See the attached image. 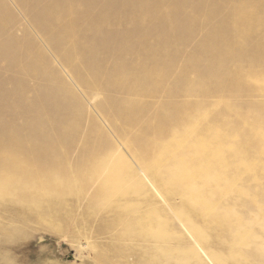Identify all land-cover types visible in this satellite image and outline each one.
<instances>
[{"label": "rangeland", "instance_id": "1", "mask_svg": "<svg viewBox=\"0 0 264 264\" xmlns=\"http://www.w3.org/2000/svg\"><path fill=\"white\" fill-rule=\"evenodd\" d=\"M259 74L264 0H0V264H264Z\"/></svg>", "mask_w": 264, "mask_h": 264}, {"label": "bare ground", "instance_id": "2", "mask_svg": "<svg viewBox=\"0 0 264 264\" xmlns=\"http://www.w3.org/2000/svg\"><path fill=\"white\" fill-rule=\"evenodd\" d=\"M2 42V41H1ZM5 43V42H4ZM12 47V46H11ZM9 48V47H8ZM11 49V48H10ZM12 50V49H11ZM6 52H8V51H6ZM245 80H247V81H249V80H251L250 78H245ZM259 84H260V86H264V74H259L258 76H256V79H255ZM224 116V115H223ZM228 119V118H227ZM264 119V118H263ZM235 120V119H234ZM225 121H226V119H225ZM243 121H246V119L245 120H243ZM229 122V121H228ZM227 122V123H228ZM235 122H237V121H235ZM239 122V121H238ZM211 122H209V124H210ZM217 123V122H216ZM226 123V122H225ZM244 123V122H243ZM249 123H250V121H249ZM234 123H232V125H233ZM212 125H213V123H212ZM211 125V127H209V128H206V130H204V129H200V131H202V130H204L205 132V137H201V139L199 138V141H197L196 142V145H197V147L198 148H200L201 150H203V151H205L206 153H210L211 155L213 154L214 156H221L222 157V153H224L226 150V146H225V144L227 143L226 142V139H228L229 138V135L230 134H227L226 135V133H222L221 134V130H220V128H218V124H215L216 126H212ZM204 128V127H203ZM249 129L251 130V131H253V132H255V133H262V138H261V136H260V141H258V143L257 144H255V142H254V149L256 150V152L255 153H259V152H261V154H262V156H261V158L263 159L262 160V164L264 165V126H263V128H262V130H260V129H257V128H255V127H253L251 124H249ZM213 131V132H212ZM203 132V131H202ZM216 133L217 135L219 134V137H216V135H215V138H217L219 141L218 142H216V143H212L211 141V143H209V142H206L208 139H207V134L208 133ZM227 133H229V132H227ZM231 135H232V133H231ZM261 135V134H260ZM236 136V135H235ZM237 137V136H236ZM215 138H213L212 140H214ZM198 139V138H197ZM253 139V138H252ZM216 140V139H215ZM214 140V141H215ZM245 141V140H244ZM226 142V143H225ZM253 142V141H252ZM229 143V142H228ZM250 143V142H249ZM231 144V143H230ZM226 147V148H225ZM228 148H230V147H228ZM240 154V153H239ZM226 155V154H225ZM254 156V155H253ZM224 157V156H223ZM222 157V158H223ZM259 157V154H258V156H257V158ZM219 158V157H218ZM253 158H255V157H253ZM260 158V159H261ZM213 159H215V157L213 158ZM243 159V158H242ZM260 159H259V162H260ZM126 160V159H125ZM224 160V159H223ZM251 160V159H250ZM124 161V160H123ZM127 161V160H126ZM216 161V160H215ZM215 161H211V162H215ZM218 161H221L220 159L218 160ZM257 162H258V160H256ZM226 162H227V160L224 162H219V164L221 165H223V166H226L227 164H226ZM243 162V161H242ZM245 162H249V159H248V161H246L245 160ZM256 162V163H257ZM239 163V162H238ZM213 165H215L214 163H212ZM211 163L209 164V166H210V168H212V165ZM240 164H242L241 162H240ZM249 164H251V162H249ZM249 164H242L243 166H241L242 167V169H246L247 167H249L248 165ZM121 165V164H120ZM212 165V166H211ZM257 166V165H256ZM253 167V168H258V167ZM227 167H229V166H227ZM240 167V166H239ZM262 167V166H261ZM234 168V167H233ZM213 169V168H212ZM241 170V169H240ZM259 170H261V169H259ZM239 174V173H238ZM261 174V173H260ZM262 175H260V177H261ZM121 176H114V177H110V178H108V179H106V181H108V180H110V181H115V182H120L121 181V178H120ZM156 180H157V182H158V179L156 178ZM107 200H109V199H107Z\"/></svg>", "mask_w": 264, "mask_h": 264}]
</instances>
